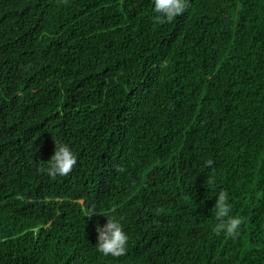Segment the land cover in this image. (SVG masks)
Masks as SVG:
<instances>
[{"label": "trees", "instance_id": "16d2710c", "mask_svg": "<svg viewBox=\"0 0 264 264\" xmlns=\"http://www.w3.org/2000/svg\"><path fill=\"white\" fill-rule=\"evenodd\" d=\"M152 8L0 0V264H264V0ZM55 140L77 165L52 178ZM106 215L125 256L96 250Z\"/></svg>", "mask_w": 264, "mask_h": 264}, {"label": "clouds", "instance_id": "9594fccd", "mask_svg": "<svg viewBox=\"0 0 264 264\" xmlns=\"http://www.w3.org/2000/svg\"><path fill=\"white\" fill-rule=\"evenodd\" d=\"M188 3L189 0H151L152 10L156 14L154 19L161 23H171L186 11ZM55 142L57 147L54 155L47 162V167L44 169L47 175L52 178L67 176L77 165V156L71 148L58 140H55ZM205 164L208 168H211L213 173V176L208 177L206 182L209 185L208 189H211L215 183L214 175L216 170L213 167L214 161L208 159ZM215 197L216 203L212 211L216 220L219 221L215 231L218 234L223 231L228 237L238 236L245 219L241 215L231 214L232 204L229 191L222 189ZM106 216L108 218L107 223L103 226L98 224L96 227L98 233L96 250L105 257L125 256L128 251L130 237L124 228L122 220L113 216Z\"/></svg>", "mask_w": 264, "mask_h": 264}]
</instances>
